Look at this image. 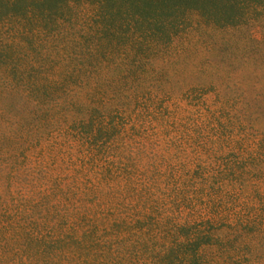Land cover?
Segmentation results:
<instances>
[{"label": "trees", "instance_id": "trees-1", "mask_svg": "<svg viewBox=\"0 0 264 264\" xmlns=\"http://www.w3.org/2000/svg\"><path fill=\"white\" fill-rule=\"evenodd\" d=\"M211 34L233 51L187 61ZM262 54L264 0H0V264H264V120L224 60Z\"/></svg>", "mask_w": 264, "mask_h": 264}, {"label": "rangeland", "instance_id": "rangeland-1", "mask_svg": "<svg viewBox=\"0 0 264 264\" xmlns=\"http://www.w3.org/2000/svg\"><path fill=\"white\" fill-rule=\"evenodd\" d=\"M189 21L194 25H200L197 15H189ZM205 29V28H204ZM253 35L255 38H260V29L258 27L253 29ZM202 41L199 43L198 50L192 52V55L187 61H194L195 63L202 62L205 57H210L212 60L219 62L221 59V54L229 52L230 48L228 44L222 41L221 36L218 34L204 35ZM211 37L214 40H217L218 47L213 52L206 51V43L208 38ZM219 40V41H218ZM233 50H231L232 52ZM231 54V53H230ZM210 55V56H209ZM234 57L225 56L224 59L226 62L236 63V70L233 72L236 76L240 91L243 93L244 102L246 103V108L253 117L264 120V54L262 55H252L243 57L235 55ZM184 65V64H182ZM186 67V66H185ZM185 69L190 70L191 67L187 66ZM192 70V69H191ZM252 264H259L257 261L251 262Z\"/></svg>", "mask_w": 264, "mask_h": 264}]
</instances>
